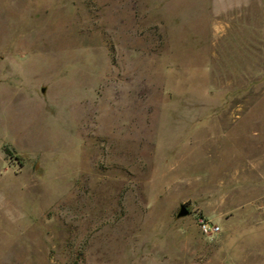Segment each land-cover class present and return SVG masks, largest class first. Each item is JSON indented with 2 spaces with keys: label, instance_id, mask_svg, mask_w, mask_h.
<instances>
[{
  "label": "rangeland",
  "instance_id": "rangeland-1",
  "mask_svg": "<svg viewBox=\"0 0 264 264\" xmlns=\"http://www.w3.org/2000/svg\"><path fill=\"white\" fill-rule=\"evenodd\" d=\"M0 264H264V0H0Z\"/></svg>",
  "mask_w": 264,
  "mask_h": 264
},
{
  "label": "built area",
  "instance_id": "built-area-1",
  "mask_svg": "<svg viewBox=\"0 0 264 264\" xmlns=\"http://www.w3.org/2000/svg\"><path fill=\"white\" fill-rule=\"evenodd\" d=\"M199 227L201 232L207 236L215 235L219 232V227L217 225L205 219L199 220Z\"/></svg>",
  "mask_w": 264,
  "mask_h": 264
},
{
  "label": "water",
  "instance_id": "water-1",
  "mask_svg": "<svg viewBox=\"0 0 264 264\" xmlns=\"http://www.w3.org/2000/svg\"><path fill=\"white\" fill-rule=\"evenodd\" d=\"M186 215H188V210L186 209V207L181 206L178 216H186Z\"/></svg>",
  "mask_w": 264,
  "mask_h": 264
},
{
  "label": "trees",
  "instance_id": "trees-1",
  "mask_svg": "<svg viewBox=\"0 0 264 264\" xmlns=\"http://www.w3.org/2000/svg\"><path fill=\"white\" fill-rule=\"evenodd\" d=\"M4 152L9 155V150L7 148L4 149Z\"/></svg>",
  "mask_w": 264,
  "mask_h": 264
}]
</instances>
